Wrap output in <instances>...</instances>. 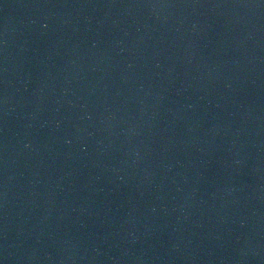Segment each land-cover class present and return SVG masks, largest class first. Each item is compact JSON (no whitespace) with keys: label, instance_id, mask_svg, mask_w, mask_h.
<instances>
[{"label":"water","instance_id":"obj_1","mask_svg":"<svg viewBox=\"0 0 264 264\" xmlns=\"http://www.w3.org/2000/svg\"><path fill=\"white\" fill-rule=\"evenodd\" d=\"M0 264H264V0H0Z\"/></svg>","mask_w":264,"mask_h":264}]
</instances>
